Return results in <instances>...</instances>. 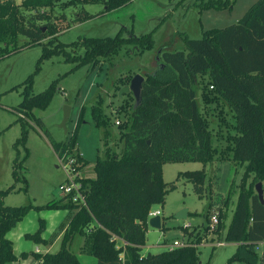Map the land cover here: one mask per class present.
I'll use <instances>...</instances> for the list:
<instances>
[{"label":"trees","instance_id":"trees-1","mask_svg":"<svg viewBox=\"0 0 264 264\" xmlns=\"http://www.w3.org/2000/svg\"><path fill=\"white\" fill-rule=\"evenodd\" d=\"M131 0H69L63 5L103 3L106 12L116 9ZM235 0H201V10L232 8ZM61 0H0V62L4 58L26 48L43 45L42 41L53 32H62L71 26L50 25L51 32L44 31L40 22L50 21L49 9ZM95 17L87 11L74 19L75 22ZM121 29L115 36L79 37L71 43L60 42L54 47L42 46L36 74L42 63L55 55H62L65 62L73 64L75 72L83 66L96 67L100 57H107L119 50L124 43H135L145 50L155 45L153 32L130 38L123 37ZM52 32V33H53ZM26 39L27 41L23 40ZM72 47L75 54L67 50ZM185 49L163 50L157 69L145 78L141 104L132 109L129 128L123 130V152L98 157L95 178L77 180L86 199V206L73 202L71 196L53 201L45 206L11 207L0 204V264H11L19 258L15 255L12 241L7 234L14 229L31 210L71 211L73 218L64 234L59 252L35 255L38 264H82L72 245L77 236L87 235L89 254L97 264H201L198 247L187 245L172 251L148 256L142 255L149 229V213L155 206H164L169 192L177 189L176 183H166L163 168L167 164L201 163L205 167L215 161L218 153L213 145V133L202 103L207 108L214 98L222 99L233 111L236 132L234 146L222 151L232 153L235 167H244L240 193L234 201V191L226 196L214 193L212 178L206 170L187 171L178 174L177 181L186 179L194 185L200 199L207 198L208 209L203 225L207 231L220 234L229 209L235 205L232 221L226 233L227 243L238 244L229 263L264 264V252L260 255L257 246L264 247V205L253 194L252 184L264 185V0H258L233 25L205 30L201 38L185 39ZM83 48L84 53L77 50ZM209 76L214 94L201 88L198 78ZM34 75L14 87H24V100L19 105L22 111L37 126L43 121L36 118V109H46L57 92V83L40 94H33ZM201 98V99H200ZM135 100V99H134ZM84 107L70 143L53 142L60 158L69 157L77 145ZM97 127L102 130L107 120L96 108L92 110ZM21 121V119H19ZM118 126H121V122ZM28 131L23 130L24 143ZM107 137L106 131L104 132ZM68 144V145H67ZM231 156V155H230ZM76 168L83 169L87 162L82 155L74 157ZM17 162L13 172L17 180ZM207 179L209 186H207ZM252 179V183L248 182ZM26 183V181H25ZM248 184V185H247ZM264 187V186H263ZM27 192V188L24 189ZM15 191L12 186L2 195ZM216 211V213H214ZM219 221L213 226V218ZM26 239L37 244L47 242L42 238L45 226ZM165 230V228H163ZM120 241L124 245H119ZM23 253L20 259H27Z\"/></svg>","mask_w":264,"mask_h":264},{"label":"rangeland","instance_id":"rangeland-1","mask_svg":"<svg viewBox=\"0 0 264 264\" xmlns=\"http://www.w3.org/2000/svg\"><path fill=\"white\" fill-rule=\"evenodd\" d=\"M16 1L20 3L23 0ZM62 1L69 0H61L52 10L49 9L50 21L45 20L40 24L48 32H51L50 25L54 23L63 27L70 23L71 26L62 32L52 31L53 33L47 35L42 41L47 47L60 45V42L71 43L84 36H115L121 29H124L123 37L125 38L153 32L155 45L151 49L143 50L135 43H124L117 52L107 57H100L95 68L87 65L72 73L70 71L74 65L66 63L64 56L55 55L43 62L41 70L36 74L38 59L42 54V44L26 48L0 62V204L5 206H45L66 197L59 187L69 181L70 175L76 181L83 178H95L94 166L99 156L104 158L113 152L119 155L123 152L121 135L123 130L129 128L128 123L135 100L131 93L120 97V90L130 85L136 75H143L145 78L151 75L160 64L163 50H186L187 37L201 38L205 30L236 24L258 0H235L232 8L221 10L214 8L201 10L198 5L201 0H131L107 12L106 5L103 3L77 2L76 5L67 6L68 4L63 5ZM84 11L94 14L95 17L75 22L74 19L81 16ZM23 40L27 41L24 38ZM67 50L75 54L72 47H67ZM77 53L83 54L84 49L77 50ZM31 75H34L33 94L46 91L54 81H58L57 92L50 105L46 109L34 111L35 117L43 121L42 126H37L27 115L17 110L24 100L25 88L19 87L16 90L13 88L24 83ZM198 81L203 90L214 94V91L210 89L212 84L209 76H200ZM213 100V105L206 108L202 104V109L207 114L214 134L221 130L218 132H221L220 136L224 137L222 144L226 145L227 142L229 144L234 133L235 116L222 99L214 98ZM65 107L71 108V113L68 122L63 126ZM84 107L86 112L79 128L77 146L69 152V158L74 159L77 155H82L87 165L76 172H72L71 167L65 171L61 165L62 158L55 152L51 143L52 141L70 143ZM95 108L107 120L103 130L97 127L93 118L92 110ZM117 122H121V126H118ZM24 129L28 131L26 140L18 144ZM16 162L17 180L13 175ZM233 168L235 170L232 169V173L235 177L228 190L234 191V201H236L241 191V179L245 168L234 165ZM203 169L206 170L208 179L212 178V189L216 193V164H209L206 167L201 163L166 167L164 180L177 185L175 191L167 194L164 207L163 216L167 222L170 221V228L163 227L165 230L161 231L149 229L146 247L142 248L143 256L163 253L170 250V246L169 249L162 247L164 243L172 246L175 241H178L198 247L201 264H246L240 261L229 263L238 246L236 243L225 241L235 207L231 206L220 234L211 230L207 231L203 227L209 203L207 198L200 199L194 185L186 179L177 181L180 171ZM225 175L224 172L222 182L225 181ZM208 179L207 186H209ZM251 183L252 179L248 184ZM258 184V182L252 184L253 194H257ZM12 186H15V191L6 195L1 194ZM226 195L225 193L223 196ZM156 209L163 208L155 206L152 211ZM178 209H187L191 215L188 218H182L185 214L181 215ZM51 212L53 211L33 209L7 234L17 255L21 256L25 252L34 251L36 247H39L43 253H34L35 255L47 254L44 252L46 249L44 243L37 244L26 239L25 236L35 234L43 222L44 233L50 235L52 225H55L50 217ZM72 218L73 215L66 220L65 227ZM65 227L54 229L52 235L54 239L52 238L50 246L53 254L59 252L62 247V240L57 238ZM86 237L88 236H77L72 247L83 264L91 258ZM45 242L49 243L48 240ZM218 243H225V245L218 246ZM256 249L261 255L264 252L263 244H259ZM80 251H83L85 255L79 256ZM35 255L33 257L37 260ZM19 260L22 259L19 258ZM89 261V264L97 263L93 258Z\"/></svg>","mask_w":264,"mask_h":264},{"label":"crops","instance_id":"crops-1","mask_svg":"<svg viewBox=\"0 0 264 264\" xmlns=\"http://www.w3.org/2000/svg\"><path fill=\"white\" fill-rule=\"evenodd\" d=\"M201 99V98H200ZM202 104H203V102H201ZM204 106H205V104H204ZM211 106V105H210ZM209 120V119H208ZM210 130L212 131V133H213V145H214V147L216 148V149H218V153H217V155H216V157H215V161L212 163V164H216L217 165V180H216V185H215V192L216 193H218V194H221V195H225V193L227 194L228 193V189H229V186H230V184H231V181L234 179V175H233V173H232V169L233 170H235L234 168H233V163H232V161H231V159H232V153L230 154V155H227V154H225L224 152H222V151H224V150H226V148L228 147V146H234V140H230V142H229V144H228V142H227V144L225 145V144H222V141H224V137L223 136H220V134H221V132H218V131H221V130H218L217 131V133L216 134H214V131L212 130V128L210 127ZM223 131V130H222ZM236 137V132H235V130H234V133H233V136H232V138H235ZM231 138V139H232ZM226 141H227V139H226ZM187 164H196V163H177V164H167V165H165L164 166V168H163V172H164V175H165V169H166V167L167 166H171V165H187ZM211 164V165H212ZM188 171V170H187ZM187 171H180V173L181 172H187ZM224 172L226 173V175H225V181H224V179H223V181L224 182H222V175L224 174ZM219 179H220V183H219ZM166 183H168L167 181H165ZM217 188V189H216ZM166 204V203H165ZM234 207H235V205H233ZM232 206V207H233ZM165 207V205L162 207L163 209L162 210H160V209H156L155 210V212H157V211H160L161 212V217H162V222H163V227H169L170 228V225H169V222L170 221H166V219L164 218V208ZM231 209V208H230ZM229 209V210H230ZM178 210H180L179 211V213L182 215V214H185V216L184 217H182V218H188L190 215H191V212L189 211V210H187V209H178ZM235 210V209H234ZM233 214H234V212H233ZM51 216V218L54 220L53 222L55 223V225H52L53 227H52V231H51V233H50V235L48 234V233H44L43 234V238H44V240H48L49 241V243L46 245V249H45V253H51V254H53L51 251H50V246H51V244H52V241H53V232H54V229L55 228H61V227H65V224L67 223V221L66 220H68L72 215H74V212H71V211H53V212H51V214H50ZM233 217V216H232ZM189 225H191V224H189ZM51 226V225H50ZM57 228V229H58ZM67 228H68V224L66 225V227L65 228H63L62 229V231L60 232V234H59V236H58V238H57V240L59 239V240H62V242H63V239H64V234H65V232H66V230H67ZM149 229H152V230H156V229H153V228H151L150 226H149ZM149 229H148V231H149ZM161 230H163V228L161 229ZM161 230H158V231H161ZM150 232V231H149ZM149 232H147V233H149ZM27 234V233H26ZM25 234V235H26ZM53 238V239H52ZM52 239V240H51ZM76 240V239H75ZM122 241H120V243H121ZM224 245H225V243H224ZM223 245V246H224ZM169 246H171V244H166V243H164L163 245H162V247H166L167 249H169ZM72 247H73V245H72ZM144 247H146V245L144 246ZM143 247V248H144ZM14 252H15V250H14ZM83 251H80V255L79 256H82V254H84V253H82ZM25 253H28V254H30V256L27 258V259H22V260H19V261H17V262H14V263H11V264H38V261L37 260H35V258L33 257V254L34 253H43L42 252V250L39 248V247H36V249L33 251V250H31L30 252H25ZM15 255L18 257V258H20V256L19 255H17L16 253H15ZM85 255V254H84ZM87 256V255H86ZM89 257H91L90 259H95L94 257H92V256H89ZM90 259H88L87 260V262H86V264H89L90 263ZM79 260L81 261V259H80V257H79ZM96 260V259H95ZM96 262H97V260H96ZM81 263L83 264V262L81 261ZM97 264V263H96Z\"/></svg>","mask_w":264,"mask_h":264},{"label":"built area","instance_id":"built-area-1","mask_svg":"<svg viewBox=\"0 0 264 264\" xmlns=\"http://www.w3.org/2000/svg\"><path fill=\"white\" fill-rule=\"evenodd\" d=\"M211 89H213V87H211ZM120 122H117V125H119ZM65 162V163H64ZM61 165L62 167L65 169V171H68V168L71 167V171L73 172V168L76 164V159L72 158L70 159L69 157H66V155L64 157H62L61 160ZM69 181L66 182L65 184L60 185L59 189L62 193H64L66 196H71L73 199V202L78 203V204H83L86 206V199L85 196L83 194V192L81 191V185L80 183H78L74 178L71 177V175L69 176ZM156 216H161V212L160 211H151L149 213V221L151 218L156 217ZM219 223L218 219L216 217L213 218V226H217ZM122 245H124V242H121ZM218 246H223L224 243H218ZM187 246L186 244H183L181 242L175 241L174 244L172 246H170V251L177 249V248H181Z\"/></svg>","mask_w":264,"mask_h":264},{"label":"water","instance_id":"water-1","mask_svg":"<svg viewBox=\"0 0 264 264\" xmlns=\"http://www.w3.org/2000/svg\"><path fill=\"white\" fill-rule=\"evenodd\" d=\"M43 30L45 31L46 29L44 28ZM144 82H145V78L143 75H136L131 81L130 85L125 86L120 90L119 96L122 97L124 94L131 93L135 99V108H137L142 101V90H143ZM70 113H71V108L65 107L63 126H65L66 123L68 122ZM256 192L261 204L264 205V191H263L262 183H259L256 186ZM149 226L153 229L161 230L163 228L162 217L156 216L151 218L149 221Z\"/></svg>","mask_w":264,"mask_h":264}]
</instances>
